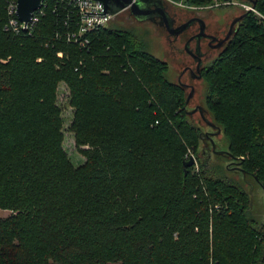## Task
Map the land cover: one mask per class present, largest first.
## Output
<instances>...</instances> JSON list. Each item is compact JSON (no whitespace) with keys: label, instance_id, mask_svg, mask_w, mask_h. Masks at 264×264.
Here are the masks:
<instances>
[{"label":"trees","instance_id":"obj_1","mask_svg":"<svg viewBox=\"0 0 264 264\" xmlns=\"http://www.w3.org/2000/svg\"><path fill=\"white\" fill-rule=\"evenodd\" d=\"M44 1L31 31L16 32L0 0V264H264L248 191L202 161L183 171L201 130L166 61L113 19L84 46L66 41ZM253 6L264 14V0ZM200 76L204 114L264 203V21L243 9ZM59 81L77 164L61 145Z\"/></svg>","mask_w":264,"mask_h":264},{"label":"rangeland","instance_id":"obj_2","mask_svg":"<svg viewBox=\"0 0 264 264\" xmlns=\"http://www.w3.org/2000/svg\"><path fill=\"white\" fill-rule=\"evenodd\" d=\"M171 13L176 19H182L189 14H197L206 22L208 29L220 30L221 33L227 28V24L233 15H237L243 9L234 3H218L211 2L198 5H185L180 1L163 0ZM115 25H120L129 28L137 40L140 41V46L150 53L164 59L167 63L165 71L166 76L173 81L177 80L178 71L183 61L188 62L187 55L177 52H171L165 38L164 30L149 19H136L126 8L118 10L113 17ZM223 44V43H222ZM221 44V45H222ZM208 48V54L201 61L202 65L207 63L221 47ZM193 66L192 62H189ZM181 79L190 81L193 85L192 92L189 94L185 103L187 115L189 119L196 123L200 130V138L197 142L196 151L191 150L187 146L184 153L192 152L194 161L191 169L198 170L199 161L205 165L206 171L215 176H223L233 178L248 191L249 205L248 213L257 221H264V203L262 202V188L260 184L254 180L250 174L242 172L236 166L235 159L231 158L226 152V139L222 132L215 126L206 123L200 117L197 109H192L194 105L199 103L204 106L203 93L205 91V82L201 76L190 77L184 72ZM184 93L188 91V87L183 86ZM55 102L60 109V117L62 120V141L61 145L67 156L73 164H77L83 160V155L76 149L74 145L72 131L68 129V124L71 118L72 106L68 104V90L64 82L59 81L55 90ZM205 116L209 117L208 113ZM207 117V118H208ZM209 119V118H208ZM210 136V138H209ZM204 148L208 151L204 153ZM204 156V157H203ZM10 212L9 208H0V215L4 216Z\"/></svg>","mask_w":264,"mask_h":264},{"label":"built area","instance_id":"obj_3","mask_svg":"<svg viewBox=\"0 0 264 264\" xmlns=\"http://www.w3.org/2000/svg\"><path fill=\"white\" fill-rule=\"evenodd\" d=\"M211 3H234L242 9L252 11L264 21V14L259 12L250 0H213ZM44 4L45 1L41 0L39 5L31 11L30 16L26 20H21L15 15V0H6L7 21L4 26L16 32L20 29L30 32L40 14L43 13ZM51 8L55 10L56 15L60 16L62 22L61 30H55L54 34L63 37L66 41L79 42L82 46L88 42L86 33L89 30L107 25L116 13L104 10L101 0H51ZM56 54L60 55V50H57ZM189 154L192 155L193 162L192 152L184 153L183 158Z\"/></svg>","mask_w":264,"mask_h":264},{"label":"flooded vegetation","instance_id":"obj_4","mask_svg":"<svg viewBox=\"0 0 264 264\" xmlns=\"http://www.w3.org/2000/svg\"><path fill=\"white\" fill-rule=\"evenodd\" d=\"M146 1L149 2V6H152L153 2H156V0ZM162 2L165 11L170 16V24L165 25L163 21H158V15L153 11L148 12V14H146L144 18L140 19H149L164 30L165 38L171 52H177L183 55H187L188 62L186 60L182 62V65L177 74V81H180L182 84H184L182 86L188 87V90L190 88V85L193 89L192 83L190 81L182 80L181 75L186 72L187 75L190 77H199L196 75V65L200 70L202 66L201 61L208 54V48L219 47L224 42L227 37L221 40L219 43L218 40L224 35L226 30L228 29V24L226 26L227 28L221 33V29H208L206 26V22L202 19V17L197 14H189L182 19H176L174 14L171 13V11L166 6L163 0ZM144 6L146 7L145 3ZM196 16H199L201 18L202 23H200V20L197 19ZM236 21L237 20H235L231 24V29ZM182 22L185 23L179 28H177V25ZM189 62H192L193 66L190 65Z\"/></svg>","mask_w":264,"mask_h":264},{"label":"water","instance_id":"obj_5","mask_svg":"<svg viewBox=\"0 0 264 264\" xmlns=\"http://www.w3.org/2000/svg\"><path fill=\"white\" fill-rule=\"evenodd\" d=\"M40 1L41 0H15V8H14L15 15L17 16L18 19L26 20L30 16L31 11L39 5ZM101 1L103 3L104 10L108 12H117L122 8H126L133 17H135L136 19H140V18H144L146 14H148V12L153 11L158 15V21H163L165 25L170 24L171 21L170 16L167 14V12L164 9L162 0H156V2H153L152 6H149V2L146 0H101ZM253 1L254 0H250L251 3H253ZM144 3L146 4V7L144 6ZM242 13L243 11H241L240 13H238L237 15L233 16L230 19L228 23V29L226 30L224 35L218 40V43L228 36L229 32L231 31L230 30L231 24L235 20H237L242 15ZM196 17L197 19L200 20V23H202L201 18L199 16ZM184 23L185 22H182L179 25H177L178 26L177 28H179ZM195 69L197 70L196 75L200 76V70L197 65ZM178 82L181 85H184L180 81ZM191 92H192V86L190 85L189 90L185 94L184 101L187 100ZM192 109H197L200 117H202V119L209 125L215 126L216 130H218V127L205 116L203 112V108L199 103L194 105ZM203 151L204 153H206L208 149L204 148ZM225 152L228 153L230 156H232V154H230L227 150H225ZM191 162H192L191 154H189L186 158L181 159V165L183 171H185L186 167L190 165Z\"/></svg>","mask_w":264,"mask_h":264}]
</instances>
